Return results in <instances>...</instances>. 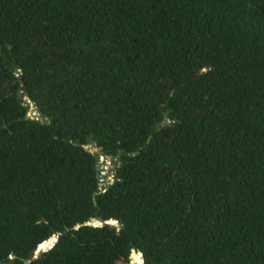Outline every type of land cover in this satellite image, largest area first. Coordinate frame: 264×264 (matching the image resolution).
Listing matches in <instances>:
<instances>
[{"label": "trees", "instance_id": "1", "mask_svg": "<svg viewBox=\"0 0 264 264\" xmlns=\"http://www.w3.org/2000/svg\"><path fill=\"white\" fill-rule=\"evenodd\" d=\"M143 258L264 264V0H0V264Z\"/></svg>", "mask_w": 264, "mask_h": 264}, {"label": "rangeland", "instance_id": "2", "mask_svg": "<svg viewBox=\"0 0 264 264\" xmlns=\"http://www.w3.org/2000/svg\"><path fill=\"white\" fill-rule=\"evenodd\" d=\"M34 111H35V109L32 110V112H34ZM32 116H38V114L33 113ZM96 151L99 152L98 150H96ZM115 162H116V160H114L112 158H110V159L104 158L99 163L100 173L102 175V177H101V188L103 190H104V188L108 187L110 184H112L114 182ZM131 264H134V263L131 262Z\"/></svg>", "mask_w": 264, "mask_h": 264}, {"label": "water", "instance_id": "3", "mask_svg": "<svg viewBox=\"0 0 264 264\" xmlns=\"http://www.w3.org/2000/svg\"><path fill=\"white\" fill-rule=\"evenodd\" d=\"M21 99L23 100V101H25L26 102V98H25V89L23 88L22 89V92H21ZM28 103H29V105H30V109L31 110H33L34 108H36L37 107V104H34L31 100H29L28 101ZM86 150H88L89 152H91L92 154H95V153H97V151L94 149V145H90V146H87L86 148H85ZM102 159H104V158H99L98 160H97V162L98 163H100L101 161H102ZM98 177L101 179V177H102V175H101V173H100V168H98ZM113 184V183H112ZM107 190H105V192H106ZM110 224L111 225H118V222L117 221H114V220H111L110 221ZM94 225V227H101L103 224L102 223H99V222H95V224H93ZM58 242V238H55V242H54V244H53V246L52 247H50V248H48L47 250H50V249H52L53 247H54V245H55V243H57ZM46 250V251H47ZM39 252H45V250H41V249H39ZM134 255V252H133V254H132V256ZM142 255V254H141ZM142 257H143V255H142ZM145 263V260H144V258H143V264Z\"/></svg>", "mask_w": 264, "mask_h": 264}]
</instances>
